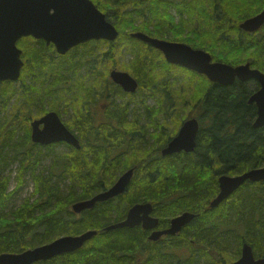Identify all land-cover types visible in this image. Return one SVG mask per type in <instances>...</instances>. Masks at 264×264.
Listing matches in <instances>:
<instances>
[{
    "label": "trees",
    "instance_id": "trees-1",
    "mask_svg": "<svg viewBox=\"0 0 264 264\" xmlns=\"http://www.w3.org/2000/svg\"><path fill=\"white\" fill-rule=\"evenodd\" d=\"M93 1L119 29L116 41L89 42L60 55L53 45L24 37L18 43L24 60L20 78L0 81V254L97 230L82 248L33 264H227L241 256L244 242L256 257H264V181H247L218 207H210L221 174L264 166V127L254 126L256 108L247 104L241 86L212 83L206 75L168 63L163 53L131 35L142 31L172 38L229 64L250 59L235 53L250 45L263 56L256 65L264 70V36L238 26L260 12L264 2ZM256 1L261 4L251 5ZM124 52L130 59H122ZM113 68L137 78L136 94L146 92L155 104L114 84L109 78ZM48 111L62 119L72 111L66 125L81 142L80 148L64 142L48 146L69 149L55 155L49 167L42 161L45 146L31 137V121ZM142 117L159 130L155 145ZM191 117L200 123L196 150L164 156L161 149ZM16 164L18 181L29 173L34 190L5 213L15 193L8 190ZM132 168L125 193L80 214L73 211L74 203L108 189ZM144 202L153 204L161 229L185 211L196 217L179 234L157 241H150L151 230L141 225L105 229Z\"/></svg>",
    "mask_w": 264,
    "mask_h": 264
},
{
    "label": "water",
    "instance_id": "water-1",
    "mask_svg": "<svg viewBox=\"0 0 264 264\" xmlns=\"http://www.w3.org/2000/svg\"><path fill=\"white\" fill-rule=\"evenodd\" d=\"M264 24V9L257 15L241 23V28L254 32ZM120 31L111 22L93 0H0V81H17L24 66L23 50L18 42L23 37L43 40L53 44L60 55H66L73 48L93 40L116 41ZM137 38L152 47L160 49L166 60L206 75L210 81L225 85L232 84L236 78L260 81L261 89L254 93L250 102L258 106L254 126L264 127V73L251 69L249 64L233 66L228 63L213 61L212 55L205 49L194 48L182 42H170L151 37L144 32H132ZM110 78L128 93H135L139 83L127 71L113 69ZM33 142L43 146L64 142L76 148L81 147L80 139L68 128L57 111H49L40 118L31 121ZM200 123L196 117L185 120L177 135L163 150V155L182 151L194 152ZM134 169H129L119 176L108 189L89 199L73 204L72 209L80 214L92 209L99 202H105L125 193L133 179ZM247 181H264V166L249 169L237 175L221 174L219 192L210 202L211 208L218 207ZM154 206L150 202L133 205L124 220L112 223L105 229L135 227L141 225L151 230L150 241H157L163 236L177 235L190 223L196 214L185 211L172 218L170 226L159 229V218L152 215ZM97 230H88L79 235H63L53 241L29 248L20 253L4 252L0 254V264H33L49 260L57 255L74 252L82 248L87 241L97 234ZM227 264H264V257H256L252 245L244 242L241 256Z\"/></svg>",
    "mask_w": 264,
    "mask_h": 264
},
{
    "label": "rangeland",
    "instance_id": "rangeland-1",
    "mask_svg": "<svg viewBox=\"0 0 264 264\" xmlns=\"http://www.w3.org/2000/svg\"><path fill=\"white\" fill-rule=\"evenodd\" d=\"M254 32H256V31H254ZM90 43H92V42H90ZM93 46H95V44H91L90 45V47H93ZM102 47H103L104 51H107L108 47H106V46H102ZM249 47H250V45L246 46L244 48L245 50H240V51H237L235 53L262 61L263 56H261L259 54V52L256 51V47H253V48H249ZM122 59L124 61L130 59L129 53L127 54V53L124 52L122 54ZM239 62L242 63L244 61L241 58ZM158 63H159V65H161V62H158ZM121 70H123V69H121ZM172 72L174 73L176 71L173 69ZM179 73H182V72L181 71L180 72H176V74H179ZM104 74H105V72L102 71V75H104ZM186 76H185V79H186ZM139 92H140V94H136V92H135V94H133V95L136 96V98L139 95L141 97H143V98H146V96H145L146 92L145 93H143L144 91H139ZM139 99H140V97L137 100H139ZM126 100H127V98H126ZM140 100L141 101L147 100V104L150 105L151 107L155 104V99L152 98V97H148L146 99H140ZM120 101H123V100H120ZM139 104L141 105V103H139ZM140 112L142 113V110H140ZM72 116H73L72 111H69V113H65V115L63 117V121L65 123H69L70 119H72ZM142 120H143V122L147 123L148 127L150 128V134L155 136V137L154 136L152 137V144L155 145L157 140H158V138H160V134L156 133L159 130H157L155 127H152L151 124H150V121H147L145 117H142ZM168 130H170V129L168 128ZM48 146H50V145H48ZM48 146H45L42 149L43 165L47 166V167L52 165V163H53L52 161H53V158H54L55 155H57V154L60 155V154H63L65 152L69 151L68 147L65 144H59L56 147H54L53 150L48 149L47 148ZM18 166H19V164H16L14 167L11 168L12 173H11V179H10L9 190L8 191L12 192V191L15 190V193L11 197V200L9 201V203H8L6 209H5V213L10 212L11 209L17 208L18 206H20L26 200V198L31 197V195L33 193V190H34V182H33V179H32V177H31V175L29 173H27L25 175V177H24L25 180L23 181V183H20V181H18V178H17V174H18L17 168H18ZM7 174H9V172H7L6 175ZM68 183H69V180H66V181L61 183L62 188H64V190H67L66 188H67V184Z\"/></svg>",
    "mask_w": 264,
    "mask_h": 264
},
{
    "label": "flooded vegetation",
    "instance_id": "flooded-vegetation-1",
    "mask_svg": "<svg viewBox=\"0 0 264 264\" xmlns=\"http://www.w3.org/2000/svg\"><path fill=\"white\" fill-rule=\"evenodd\" d=\"M262 3L264 2V0H260ZM261 2H259V1H256V2H254V3H251V5H256V4H261ZM263 9H264V7H263ZM258 13H260V12H258ZM257 13V14H258ZM256 15V14H255ZM246 20V19H245ZM244 21V20H243ZM243 21H239V23H238V26H239V28L242 30V31H244V32H248V31H246V30H244V29H242L241 28V23L243 22ZM249 33H258L259 35H261V36H264V24L262 25V27H261V29L260 30H258V31H256V32H249ZM246 34V33H245ZM152 37H155V38H159V39H162V40H166V41H170V42H181V41H174L172 38H168V37H163V36H153L152 35ZM263 41H264V39H262ZM259 42V41H258ZM153 48H155V47H153ZM155 49H157V48H155ZM158 51H160L161 53H163L160 49H157ZM164 55V54H163ZM248 58H250V57H248ZM256 59H254L253 61H252V59L250 58V59H248L247 61H245V62H242V63H238V64H231L230 63V65H233V66H239V65H245V64H249V66H250V68L251 69H259L260 71H262V72H264V70H263V68H261V67H258L256 64H258V65H260V64H262L261 63V61L260 62H257V61H255ZM216 61H219V62H223V61H220V60H216ZM263 63H264V61H263ZM229 64V63H228ZM174 65H176V64H174ZM176 66H179V65H176ZM180 67H182V66H180ZM183 68H185V67H183ZM137 79V78H136ZM138 81V80H137ZM212 82V81H211ZM138 83H139V87H140V82L138 81ZM212 83H216V84H219V85H224V86H241L242 87V89H244L245 90V92L247 93L246 94V97L248 98L247 99V104L248 105H254V107L256 108V110H258V106L256 105V103L255 102H250V99H251V97H252V95L254 94V93H256L257 91H259L260 89H261V83H260V81L259 80H257V79H255V78H252V79H248V80H241V79H239V78H236L235 79V81L232 83V84H229V85H225V84H222V83H218V82H212ZM139 87H138V89H139ZM236 88V87H235ZM138 91V90H137ZM257 117V116H256ZM175 136V135H174ZM173 136V137H174ZM172 137V138H173ZM171 138V139H172ZM170 139V140H171ZM169 140V141H170ZM169 143V142H168ZM167 143V144H168ZM167 144L161 149V153H162V151H163V149L167 146ZM180 153H187V152H184V151H182V152H180ZM153 213H154V211H153ZM154 215V214H153ZM155 216V215H154ZM157 217V216H156ZM171 223V222H170Z\"/></svg>",
    "mask_w": 264,
    "mask_h": 264
},
{
    "label": "bare ground",
    "instance_id": "bare-ground-1",
    "mask_svg": "<svg viewBox=\"0 0 264 264\" xmlns=\"http://www.w3.org/2000/svg\"><path fill=\"white\" fill-rule=\"evenodd\" d=\"M180 127H181V126H180ZM179 129H180V128H179ZM178 131H179V130H178ZM178 131L176 132L175 136L177 135ZM167 145H168V144H167ZM166 147H167V146H166ZM166 147H165V148H166ZM165 148H164V149H165ZM164 149H163V150H164ZM162 154H163V151H162Z\"/></svg>",
    "mask_w": 264,
    "mask_h": 264
}]
</instances>
